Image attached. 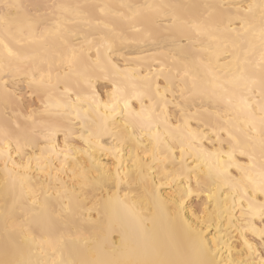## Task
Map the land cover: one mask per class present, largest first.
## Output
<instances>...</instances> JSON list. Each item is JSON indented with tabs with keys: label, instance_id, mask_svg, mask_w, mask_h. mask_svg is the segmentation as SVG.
Here are the masks:
<instances>
[{
	"label": "snow or ice",
	"instance_id": "6c2138e0",
	"mask_svg": "<svg viewBox=\"0 0 264 264\" xmlns=\"http://www.w3.org/2000/svg\"><path fill=\"white\" fill-rule=\"evenodd\" d=\"M0 264H264V0H0Z\"/></svg>",
	"mask_w": 264,
	"mask_h": 264
}]
</instances>
